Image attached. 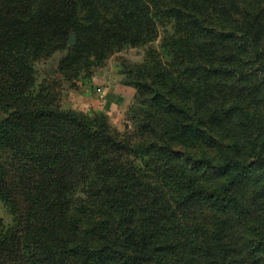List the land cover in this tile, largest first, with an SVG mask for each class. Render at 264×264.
<instances>
[{
  "label": "trees",
  "instance_id": "16d2710c",
  "mask_svg": "<svg viewBox=\"0 0 264 264\" xmlns=\"http://www.w3.org/2000/svg\"><path fill=\"white\" fill-rule=\"evenodd\" d=\"M126 49L122 131L63 107ZM0 264H264V0H0Z\"/></svg>",
  "mask_w": 264,
  "mask_h": 264
},
{
  "label": "rangeland",
  "instance_id": "374dc122",
  "mask_svg": "<svg viewBox=\"0 0 264 264\" xmlns=\"http://www.w3.org/2000/svg\"><path fill=\"white\" fill-rule=\"evenodd\" d=\"M59 57L60 53H56L52 59L36 66L38 80L48 81V78H53L61 81L62 75L57 67ZM142 59L141 51L126 49L115 54L107 62L106 67L98 70L89 81L82 78L83 74L74 88L70 86L71 83L61 81V104L64 108L78 110L87 115L104 116L112 130L122 131L127 109L132 103L135 91L133 87L121 84L123 78L118 74L120 62L122 60L140 62Z\"/></svg>",
  "mask_w": 264,
  "mask_h": 264
},
{
  "label": "water",
  "instance_id": "95a60500",
  "mask_svg": "<svg viewBox=\"0 0 264 264\" xmlns=\"http://www.w3.org/2000/svg\"><path fill=\"white\" fill-rule=\"evenodd\" d=\"M72 41H73V38L71 37V38L69 39V44H71Z\"/></svg>",
  "mask_w": 264,
  "mask_h": 264
}]
</instances>
